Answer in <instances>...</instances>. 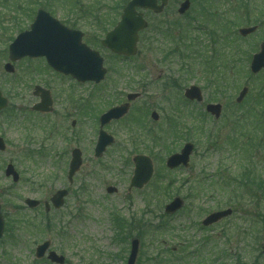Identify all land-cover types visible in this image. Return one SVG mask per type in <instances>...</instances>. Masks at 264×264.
<instances>
[{
	"label": "rangeland",
	"instance_id": "obj_1",
	"mask_svg": "<svg viewBox=\"0 0 264 264\" xmlns=\"http://www.w3.org/2000/svg\"><path fill=\"white\" fill-rule=\"evenodd\" d=\"M195 1L185 16L177 12L181 0H172L162 15L147 13L153 29L141 34L139 53L131 62L119 63L110 52L97 47L106 57V67L119 66L124 74L119 78L114 71L108 72L94 85L63 77L43 58L16 61L14 74L19 73L12 75L4 69L9 61L6 49L41 7L61 21L75 24L88 37H102L107 21H112L119 4L126 0H0V88L9 98L5 114H0V135L7 142L6 151L0 152V202L6 220L0 264H54L35 257L36 246L47 239L53 250L66 257L65 264H126L131 239L113 241L115 212L130 220L143 216L137 264H222L219 249L229 253V260L224 257L229 264H264V196L256 200L246 193L242 198L241 190L233 194L230 176L231 171L249 166L264 175L263 72L250 71L252 55L264 41V25L246 37L238 32L241 27L261 25L264 0ZM248 1L249 9L240 7ZM202 4L223 15L226 30L203 25L197 13ZM235 5L240 8L234 12ZM164 22L178 27L173 33L166 29L165 35L156 33V25ZM185 28L191 30L186 40H195V45L185 55L181 50L174 55L175 43L181 44ZM213 29L218 30L214 35ZM135 61L146 67L142 76L134 71ZM171 79H177L180 87H171ZM36 84L52 91L54 110L48 114L37 115L30 109L39 100L32 94ZM192 84L203 89V102H187L184 89ZM245 85L249 92L237 103ZM137 91L142 96L128 115L105 127L115 142L103 157L95 158L99 116L123 101L127 93ZM212 101L223 105L221 121L205 111ZM153 110L159 113L158 120L150 117ZM242 113L248 117L243 114L240 121ZM174 125L177 132L169 133ZM187 141L195 144L189 166L168 170L166 157L180 151ZM75 147L82 149L84 162L69 183L68 166ZM137 153L153 158L155 173L145 188L129 191L132 158ZM10 161L20 173L19 182L5 175ZM173 176L176 181L170 192L166 179ZM108 186L117 187V192L109 193ZM62 187L70 190L64 207L44 215V201ZM247 188L252 194L258 191L250 185ZM177 191L185 200L184 208L163 216L165 204ZM28 197L41 200L42 206L30 209L24 203ZM233 198L241 204L231 202ZM228 207L234 210L231 216L202 227L208 214Z\"/></svg>",
	"mask_w": 264,
	"mask_h": 264
},
{
	"label": "water",
	"instance_id": "obj_2",
	"mask_svg": "<svg viewBox=\"0 0 264 264\" xmlns=\"http://www.w3.org/2000/svg\"><path fill=\"white\" fill-rule=\"evenodd\" d=\"M168 0H161V4H158V0H131L125 7L121 21L111 31L104 44L112 51L118 54L133 55L137 51L138 32L147 26V22L143 18V13L136 10L137 7L149 8L159 13L162 12L167 5ZM190 7V0L184 1L179 12L181 14ZM256 30V27L241 29L243 35H247ZM46 56L48 62L57 70L65 73L72 74L78 80L87 81L95 80L100 82L106 73L103 68V58L99 52L94 51L82 43V33L76 30H70L59 21L52 18L47 12L40 10L36 18V21L32 24V30L20 34L17 39L10 46V58L13 60L22 58L24 56ZM8 69L11 67L8 65ZM264 68V43L261 45V51L254 55L251 70L254 73L259 72ZM247 88H244L238 98L241 101L247 93ZM37 95H40L42 101L36 104L33 109L40 111H51L53 101L50 96V92L36 88ZM186 95L191 99L197 98L202 100L199 88L192 87L186 91ZM138 94L128 95L129 100L138 97ZM7 104V100L1 96L0 93V107H4ZM130 104L124 103L119 106H115L104 113L101 118V126L99 132L98 143L95 149V156L101 157L107 146L114 142V137L108 134L104 130V126L113 119H120L129 110ZM207 109L212 114L219 117L221 113V105L209 104ZM154 119H158V114L153 112ZM6 148L4 140L0 137V150ZM193 150V144L187 143L180 153L171 155L167 160V165L171 168L177 167L181 164L187 165L189 156ZM135 172L131 180V188H142L152 177L154 171L153 161L149 156L136 155L134 157ZM82 165V152L80 149H75L72 153V159L69 169V180L72 181L75 173L80 169ZM6 174L13 175L14 180L19 179V174L15 171L12 165H9ZM109 192H115L114 187L108 188ZM68 194L66 189L57 191L51 198V203L60 208L65 202V196ZM26 203L30 207H36L39 204L38 200L31 198L26 199ZM183 205V200L179 197L175 198L173 202L166 206V211L171 213L180 209ZM50 208V204L47 202V209ZM231 210L220 211L211 214L206 220L205 224H211L220 220L221 218L231 214ZM4 231V219L1 214L0 205V238ZM50 246V242L45 243L37 247V257H42ZM139 251V239L135 238L131 242V253L127 264H135ZM49 258L57 263H64L65 258L59 256L56 252L51 251Z\"/></svg>",
	"mask_w": 264,
	"mask_h": 264
},
{
	"label": "flooded vegetation",
	"instance_id": "obj_3",
	"mask_svg": "<svg viewBox=\"0 0 264 264\" xmlns=\"http://www.w3.org/2000/svg\"><path fill=\"white\" fill-rule=\"evenodd\" d=\"M73 8V7H72ZM72 8L70 7V12H71V14H70V17H72L73 16V14H72V12H73V10H72ZM70 21H65V24H67V25H70ZM106 35V34H105ZM104 35V36H105ZM83 39L86 41V42H89V41H93V44H99L100 42L102 43V37H100V36H95V35H92L91 37H88V35L84 32V36H83ZM142 40V37L140 36V38H139V42ZM89 44V43H88ZM90 45V44H89ZM138 46H139V44H138ZM105 50L106 51H108V52H110L108 49H106L105 48ZM138 53H139V50H138ZM138 53H137V55H138ZM110 54H111V52H110ZM136 55V56H137ZM111 56L113 57V55L111 54ZM135 56V57H136ZM116 60L115 61H117V62H119V63H124V62H131V60H133L132 58H124V57H120V58H115ZM144 69H146V67H145V65L143 64V63H140V61H135L134 62V71H135V73H136V75H137V77H139V76H142V72L144 71ZM111 71H114V73H115V75L116 76H118L119 78H121L122 76H123V74H124V71L122 70V69H120L119 68V66H116V67H113L112 69H110V67H107V73L108 72H111ZM143 79L144 80H146V81H144L145 83H146V86H149V82L147 81L148 80V77L147 76H144L143 77ZM171 81H172V86L171 87H173V88H179L180 87V85H179V83H178V81H177V79L175 80V79H171ZM180 81V80H179ZM168 82V81H167ZM141 84V83H140ZM144 88V87H143ZM186 89H187V87L184 89V92L186 91ZM137 93H139L140 94V97L142 96V93H141V91H137ZM219 93H221V91L220 92H218V94ZM223 119V117H221L220 119H219V121L220 120H222ZM173 122H175V121H173ZM179 126V125H178ZM177 126L176 125H174L173 127H172V132H170V133H176L177 132ZM42 206V204H40L38 207H41ZM43 209H44V215H45V213H48V212H50L51 210V208H49V210H48V212L47 211H45V205H43Z\"/></svg>",
	"mask_w": 264,
	"mask_h": 264
},
{
	"label": "trees",
	"instance_id": "obj_4",
	"mask_svg": "<svg viewBox=\"0 0 264 264\" xmlns=\"http://www.w3.org/2000/svg\"><path fill=\"white\" fill-rule=\"evenodd\" d=\"M256 178H258L256 176ZM255 178V179H256ZM256 183L258 184L259 188H261V183H259V181H256ZM252 197H257V194L256 193H253L252 194ZM118 226L121 228V231H123V236H121L119 239L120 240H127L128 237H130L131 235V232L136 228V230L138 229V232L137 234H139L140 230L139 229H142L144 228V224H141V223H138L135 224V220L134 221H131V222H128L126 219H122L121 217H119L117 220H116ZM139 224H141L139 226ZM230 238V237H229ZM225 264V263H224Z\"/></svg>",
	"mask_w": 264,
	"mask_h": 264
}]
</instances>
